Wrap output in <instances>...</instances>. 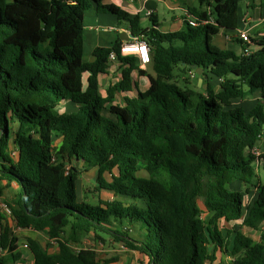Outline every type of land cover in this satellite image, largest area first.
<instances>
[{"label": "trees", "instance_id": "16d2710c", "mask_svg": "<svg viewBox=\"0 0 264 264\" xmlns=\"http://www.w3.org/2000/svg\"><path fill=\"white\" fill-rule=\"evenodd\" d=\"M240 1L199 0L209 12L192 18L213 24L134 29L150 47L151 72L135 56L118 60L130 66L124 76L136 68L149 86L113 103L127 83L105 97L99 76L121 43L95 47L86 61L83 19L90 9L126 13L109 0H0V198L15 184L7 207L16 226L57 248L26 237L32 264H101L94 249L76 247L90 232L123 242L146 264H212L218 252L226 264H264V151L253 153L264 135V37L240 54L212 43L221 29L237 30ZM192 65L207 74L205 89L186 85ZM93 169L92 192L110 200L78 201V179ZM3 220L0 264H15L23 255ZM221 222L233 226L223 233Z\"/></svg>", "mask_w": 264, "mask_h": 264}, {"label": "crops", "instance_id": "0c3cea01", "mask_svg": "<svg viewBox=\"0 0 264 264\" xmlns=\"http://www.w3.org/2000/svg\"><path fill=\"white\" fill-rule=\"evenodd\" d=\"M114 2L120 11L127 14L126 17L98 13L93 9L85 12L84 38L90 41L88 48L90 60L93 59L91 52L95 47H112L117 41L123 43L139 39L141 36L134 29H153L160 33L174 32L184 27L187 16L191 15L190 11L206 9L209 12V7L200 6L199 0H114ZM151 10L152 14L148 15L147 12ZM237 13L239 17L237 30L227 33L221 29L213 37L212 43L215 40V43L221 45L220 49L240 54L245 43L238 38V31H246L252 39L264 37V0H244L243 5L239 4ZM209 23H214L212 17H209ZM125 38L127 40H124ZM136 66L151 72L149 64L142 66L136 62ZM129 67L128 63H122L118 59L109 61L106 72L99 76L102 96L106 97L107 90L120 81L127 83L128 88L125 91H115L112 94L113 103H122L125 97H134L138 91L148 88L147 75L138 72L136 68L131 69L129 74L124 76V72L128 71ZM209 82L218 84L219 80L211 78ZM64 105H61V109H64ZM11 186L17 190L15 184Z\"/></svg>", "mask_w": 264, "mask_h": 264}, {"label": "rangeland", "instance_id": "374dc122", "mask_svg": "<svg viewBox=\"0 0 264 264\" xmlns=\"http://www.w3.org/2000/svg\"><path fill=\"white\" fill-rule=\"evenodd\" d=\"M9 1V0H8ZM243 1H240V6L243 5ZM86 31V30H85ZM215 46L218 48H221V45L214 42ZM90 41L86 40L84 38V46H83V59L86 61H89L91 58L88 53V48L90 46ZM151 71V70H150ZM178 73V72H176ZM189 82L186 84L190 88H194L197 84L196 78L189 76ZM176 81L183 85L186 81L183 80V76L178 73V76L176 78ZM198 86V85H197ZM257 93H255L256 97ZM63 108L66 111L73 110V107L69 104H65ZM258 151L262 153L264 151V135L259 141L258 144ZM263 173V172H262ZM139 174H144L143 171H140ZM95 176V169L90 170L88 172H83L82 178L78 179V185H77V194H78V201H81L82 199L84 201H87L91 204H96L97 202V195H99L100 199L102 200H110L111 196L106 191H101L100 193L92 192L94 189V183H92V179ZM261 181L264 183V173L261 174ZM17 195V190L13 186L6 187L4 191V195L0 198V215L4 217V220L2 221L4 224L6 223L7 226H9L11 232L13 233V236L17 239V245L18 250L22 252L23 257L21 258L19 262H16L15 264H32V258L28 251V248L26 246V237H32L36 239L43 247H47L51 250H56V242L55 240H50L44 233L37 232L29 228H21L17 227L12 215L10 213L7 207V204H11L12 201H14L15 197ZM125 200L132 201L130 197L125 198ZM203 219L208 221V219L211 217V214H202ZM232 224V223H231ZM231 224H227L226 222H221L222 231L223 233L226 232L225 228H230ZM125 230V227H121ZM245 233L249 236H251L253 239H258V234L256 231H249L247 229L244 230ZM128 234L132 237L138 238V232L137 228L135 226L131 227V229L128 231ZM104 241H100L97 239V237L92 233H88L83 236L81 239V242L77 244V248H91L94 249L98 253V257L101 264H146V259L142 256V254L134 251V250H128L123 242L115 241L111 236L108 235H101ZM108 260V263L105 262ZM228 262V257H226L221 252L217 253L216 259L212 264H226ZM209 264V263H207Z\"/></svg>", "mask_w": 264, "mask_h": 264}, {"label": "built area", "instance_id": "2783aa9c", "mask_svg": "<svg viewBox=\"0 0 264 264\" xmlns=\"http://www.w3.org/2000/svg\"><path fill=\"white\" fill-rule=\"evenodd\" d=\"M109 1L117 5L116 2H114V0H109ZM147 14L148 15L152 14V10L148 11ZM186 21H188V24L190 26L196 27L199 23L202 24L209 23V18L199 21V20H195L194 18H192V15H190L187 16ZM237 36L242 42H247L250 40V36L246 31H238ZM118 54L122 57L135 56L138 59L139 64L142 66L148 65L151 61L150 47L147 41L144 40L142 37L134 41H127L121 43L118 52L111 51L109 53L108 60L112 61L118 59ZM195 74H196L195 71H192L189 73V76L194 77ZM253 153L257 156L260 154L258 149H254ZM3 253L4 251L0 249V255H2Z\"/></svg>", "mask_w": 264, "mask_h": 264}, {"label": "water", "instance_id": "95a60500", "mask_svg": "<svg viewBox=\"0 0 264 264\" xmlns=\"http://www.w3.org/2000/svg\"><path fill=\"white\" fill-rule=\"evenodd\" d=\"M124 40H127V38H125ZM191 68L199 76L198 77V80H197L198 87H201L202 86L203 89H205L207 87V84L206 83H203V80H205L207 78V74L203 73V69L202 68H197L195 65H192Z\"/></svg>", "mask_w": 264, "mask_h": 264}]
</instances>
